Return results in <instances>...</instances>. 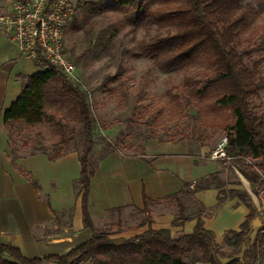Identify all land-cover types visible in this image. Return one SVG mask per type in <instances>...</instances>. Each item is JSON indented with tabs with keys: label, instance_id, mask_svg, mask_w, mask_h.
I'll return each mask as SVG.
<instances>
[{
	"label": "trees",
	"instance_id": "16d2710c",
	"mask_svg": "<svg viewBox=\"0 0 264 264\" xmlns=\"http://www.w3.org/2000/svg\"><path fill=\"white\" fill-rule=\"evenodd\" d=\"M77 12L78 8L76 15ZM106 13H113L134 34L140 28L147 31L154 27L166 29L149 41H141L133 54L149 58L165 73L186 72L182 82L173 84L166 93L169 102L157 111L153 121L182 119L188 106L197 108L204 117L205 127L229 133L227 153L238 160L237 163H242L245 175L251 180V188L254 190L262 184L264 113L257 111L254 99L264 90V67L261 68L259 62L250 68L246 59L251 58L258 38L264 34V23H256L264 20V0L86 2L80 6L78 19L82 17L88 24L87 37L96 27L91 23L94 15ZM107 32L108 29H102L97 33L92 42L95 47L105 40ZM120 75L121 68L115 75L106 77L100 87L108 89L109 85L121 80ZM4 118L11 138L21 132V126L29 133L39 126H48L50 135L58 138L57 142L45 146L41 140L37 141L39 145L30 146L32 153H46L52 161L72 150L75 130L81 127L83 222L93 236L66 255L32 259L25 257L18 247L0 245V264H190L188 257L206 264H224L221 259L225 258H233L228 264H264V219L242 191L231 193L250 212L239 230L226 233L224 245L230 249L227 254L216 242L214 233L204 228L200 218L191 234L179 238H173L168 229L152 227L131 238H113L97 232L89 211L91 179L99 161L115 149L112 146L95 149V119L88 94L83 86L60 70L48 65L39 73L25 77L19 97ZM42 135L37 131V136ZM23 147L29 148V145L23 143ZM245 159L256 161V164L246 166ZM178 206L177 222L186 218L183 205L179 203ZM149 215L147 211L146 222ZM257 218L263 226L251 241L252 224ZM244 244L247 246L244 257L235 258L241 254Z\"/></svg>",
	"mask_w": 264,
	"mask_h": 264
},
{
	"label": "crops",
	"instance_id": "0c3cea01",
	"mask_svg": "<svg viewBox=\"0 0 264 264\" xmlns=\"http://www.w3.org/2000/svg\"><path fill=\"white\" fill-rule=\"evenodd\" d=\"M14 1L0 0V15ZM42 69L0 31V245L18 247L30 259L66 255L93 236L83 222L80 149L52 161L18 146L8 134L5 112L25 77ZM214 148L198 138H150L140 151L115 150L102 158L89 194L97 232L131 238L152 227L179 238L191 234L200 218L224 245L226 233L239 230L250 212L231 192H245L259 211L264 205L244 167L225 168L210 158ZM179 203L186 218L177 222Z\"/></svg>",
	"mask_w": 264,
	"mask_h": 264
},
{
	"label": "rangeland",
	"instance_id": "374dc122",
	"mask_svg": "<svg viewBox=\"0 0 264 264\" xmlns=\"http://www.w3.org/2000/svg\"><path fill=\"white\" fill-rule=\"evenodd\" d=\"M91 1L100 0H73L78 12L72 24L68 26L65 37L68 55L78 66L77 75L73 80L84 87L94 115L95 149L112 146L115 150L140 151L144 142L150 138H198L213 148L222 137L229 136V133L222 130L205 127L204 117L191 105L188 106L187 114L182 119L153 121L157 111L169 102L166 93L173 84L182 82L186 72L165 73L149 58L135 57L133 51L141 41H149L158 34L165 33L166 29L154 27L147 31L140 28L134 34L119 22L117 16L106 13L94 15L91 23H94L96 27L87 37L85 29L88 24L82 21V17L78 19V16L80 6ZM259 22L262 24L264 20L256 23ZM102 29H108L106 38L98 47H95L92 43L93 39ZM246 61L250 68L253 67V63L259 62H261L260 67H264V34L258 38L251 58H247ZM119 68H121V80L109 85L108 89L100 87L104 79L115 75ZM254 105L259 113H264V90L254 99ZM37 131L43 135L37 136ZM49 132L48 126H39L33 130V133H29L24 126H21V132L15 135L14 140L20 147H23V143L28 144V152H32L30 145H39L37 141L42 140L45 146H51L57 142L58 138L51 136ZM82 147V129L78 127L75 130L71 148L82 149ZM245 160L243 164L246 166L256 164V161ZM237 162L238 160L230 159L222 163L225 168H231L234 172L233 165ZM230 178L232 179L231 174ZM262 178L263 183L254 190H257V197L263 200L261 204L264 205L263 173ZM249 183L251 184V180ZM259 212L264 219V210ZM221 249L226 254L230 252L226 245H221ZM187 261L190 264H206L195 262L193 257H188Z\"/></svg>",
	"mask_w": 264,
	"mask_h": 264
},
{
	"label": "built area",
	"instance_id": "2783aa9c",
	"mask_svg": "<svg viewBox=\"0 0 264 264\" xmlns=\"http://www.w3.org/2000/svg\"><path fill=\"white\" fill-rule=\"evenodd\" d=\"M73 0H15L8 13L0 15V31L13 42L21 56L45 68L48 65L74 79L78 66L66 51V30L74 20ZM229 138L224 136L210 158L233 160L227 153Z\"/></svg>",
	"mask_w": 264,
	"mask_h": 264
},
{
	"label": "water",
	"instance_id": "95a60500",
	"mask_svg": "<svg viewBox=\"0 0 264 264\" xmlns=\"http://www.w3.org/2000/svg\"><path fill=\"white\" fill-rule=\"evenodd\" d=\"M263 226V223L261 221V219L257 218L253 221V224H252V232L250 234V240L251 241H254L256 236L258 235L259 231L261 230ZM247 251V246L246 244L243 245V248H242V252L240 255H238L237 257L235 258H243L245 253ZM233 260V258H225V259H221V262L224 263V264H228L230 263L231 261Z\"/></svg>",
	"mask_w": 264,
	"mask_h": 264
}]
</instances>
